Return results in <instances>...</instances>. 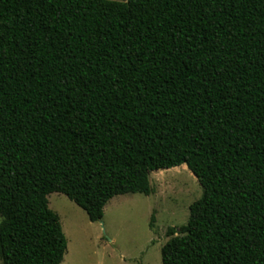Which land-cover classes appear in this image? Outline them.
<instances>
[{
  "label": "trees",
  "instance_id": "16d2710c",
  "mask_svg": "<svg viewBox=\"0 0 264 264\" xmlns=\"http://www.w3.org/2000/svg\"><path fill=\"white\" fill-rule=\"evenodd\" d=\"M182 165L162 264H264V0H0L1 264L64 261L51 194L101 222Z\"/></svg>",
  "mask_w": 264,
  "mask_h": 264
},
{
  "label": "rangeland",
  "instance_id": "374dc122",
  "mask_svg": "<svg viewBox=\"0 0 264 264\" xmlns=\"http://www.w3.org/2000/svg\"><path fill=\"white\" fill-rule=\"evenodd\" d=\"M150 186L149 196L111 199L103 220L95 223L65 195L48 196L68 241L61 264H162L168 229L188 223L190 206L202 197L203 188L186 165L153 172Z\"/></svg>",
  "mask_w": 264,
  "mask_h": 264
}]
</instances>
